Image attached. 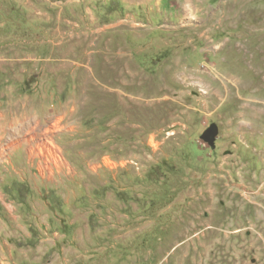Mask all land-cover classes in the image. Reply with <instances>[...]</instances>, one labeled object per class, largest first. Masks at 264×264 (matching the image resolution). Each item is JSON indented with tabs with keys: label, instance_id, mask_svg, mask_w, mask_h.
I'll return each instance as SVG.
<instances>
[{
	"label": "rangeland",
	"instance_id": "1",
	"mask_svg": "<svg viewBox=\"0 0 264 264\" xmlns=\"http://www.w3.org/2000/svg\"><path fill=\"white\" fill-rule=\"evenodd\" d=\"M0 264H264V0H0Z\"/></svg>",
	"mask_w": 264,
	"mask_h": 264
},
{
	"label": "water",
	"instance_id": "2",
	"mask_svg": "<svg viewBox=\"0 0 264 264\" xmlns=\"http://www.w3.org/2000/svg\"><path fill=\"white\" fill-rule=\"evenodd\" d=\"M218 134L219 126L213 123L204 131L202 138L207 141L212 147H214Z\"/></svg>",
	"mask_w": 264,
	"mask_h": 264
},
{
	"label": "bare ground",
	"instance_id": "3",
	"mask_svg": "<svg viewBox=\"0 0 264 264\" xmlns=\"http://www.w3.org/2000/svg\"><path fill=\"white\" fill-rule=\"evenodd\" d=\"M12 146L14 145V143L11 144ZM15 147V146H14Z\"/></svg>",
	"mask_w": 264,
	"mask_h": 264
}]
</instances>
